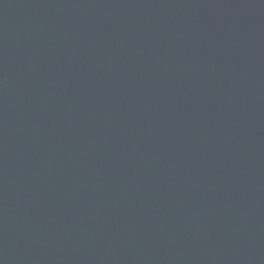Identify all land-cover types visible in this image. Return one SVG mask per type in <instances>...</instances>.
<instances>
[{"label":"water","instance_id":"water-1","mask_svg":"<svg viewBox=\"0 0 264 264\" xmlns=\"http://www.w3.org/2000/svg\"><path fill=\"white\" fill-rule=\"evenodd\" d=\"M0 264H264V0H0Z\"/></svg>","mask_w":264,"mask_h":264}]
</instances>
